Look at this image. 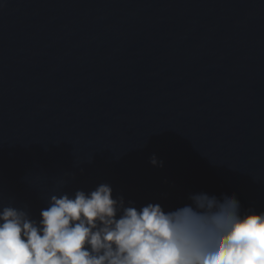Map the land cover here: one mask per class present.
<instances>
[{"label": "water", "instance_id": "1", "mask_svg": "<svg viewBox=\"0 0 264 264\" xmlns=\"http://www.w3.org/2000/svg\"><path fill=\"white\" fill-rule=\"evenodd\" d=\"M60 180L264 211V0H0V202Z\"/></svg>", "mask_w": 264, "mask_h": 264}, {"label": "clouds", "instance_id": "2", "mask_svg": "<svg viewBox=\"0 0 264 264\" xmlns=\"http://www.w3.org/2000/svg\"><path fill=\"white\" fill-rule=\"evenodd\" d=\"M63 183L38 220L0 202V264H264V211L242 210L234 195L194 193L166 211L126 204L107 183L71 194Z\"/></svg>", "mask_w": 264, "mask_h": 264}]
</instances>
